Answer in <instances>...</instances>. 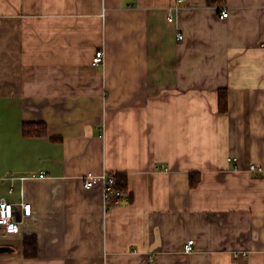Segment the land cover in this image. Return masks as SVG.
Masks as SVG:
<instances>
[{
	"label": "crops",
	"instance_id": "1",
	"mask_svg": "<svg viewBox=\"0 0 264 264\" xmlns=\"http://www.w3.org/2000/svg\"><path fill=\"white\" fill-rule=\"evenodd\" d=\"M221 4L0 0V264H264V0Z\"/></svg>",
	"mask_w": 264,
	"mask_h": 264
},
{
	"label": "built area",
	"instance_id": "2",
	"mask_svg": "<svg viewBox=\"0 0 264 264\" xmlns=\"http://www.w3.org/2000/svg\"><path fill=\"white\" fill-rule=\"evenodd\" d=\"M183 1V0H180ZM219 6V4H217ZM222 7V10L220 12V17L225 18L229 15L228 9L226 6H220ZM169 19H172L171 15L169 16ZM183 35L179 34V38H182ZM104 56L105 52L102 48H98L94 55L92 62L94 64H101L104 62ZM249 169L251 171H262L263 166L260 163L252 162L250 163ZM45 172H41L39 174L40 177L44 176ZM33 176H35L33 174ZM94 178L95 174L93 171L86 172V181L84 183L85 187L87 189H90L94 186ZM104 178V199L105 201H119L126 195V190L123 188H120L117 183V176L115 173H108ZM21 180L24 179V176H21ZM13 184H11V190L13 189ZM20 205L22 207V214L24 216L30 215L32 211V206L30 202H26L22 200L20 202ZM0 226L4 227L7 232H17L19 228V221L16 219V213H15V203L8 201L5 197L0 198ZM196 242L194 238L187 239L184 249L186 252H191L195 249ZM240 254L244 255L245 252H240ZM238 252L235 254V256L240 255Z\"/></svg>",
	"mask_w": 264,
	"mask_h": 264
},
{
	"label": "trees",
	"instance_id": "3",
	"mask_svg": "<svg viewBox=\"0 0 264 264\" xmlns=\"http://www.w3.org/2000/svg\"><path fill=\"white\" fill-rule=\"evenodd\" d=\"M223 0H210L211 3H215V4H219L218 7H220L222 4ZM220 107L222 109H225L226 107V91L222 90L220 92ZM43 123H36V122H25L23 123V126H22V132L24 135L26 136H34V135H40L43 131H40V127ZM117 183H118V186L120 188H123L125 189L127 187V178H126V175L123 174V173H118L117 174ZM197 177V174H194L192 173L191 175V185L192 186H195L198 181L196 179ZM119 178V179H118ZM119 181V182H118ZM36 240H35V237L34 236H29L27 237L26 236V239H25V244L26 246L28 247H31L33 250V253L32 254H36ZM34 247V248H33ZM26 254H27V250H26Z\"/></svg>",
	"mask_w": 264,
	"mask_h": 264
},
{
	"label": "water",
	"instance_id": "4",
	"mask_svg": "<svg viewBox=\"0 0 264 264\" xmlns=\"http://www.w3.org/2000/svg\"><path fill=\"white\" fill-rule=\"evenodd\" d=\"M5 249H8V248L6 246H0V251L5 250Z\"/></svg>",
	"mask_w": 264,
	"mask_h": 264
},
{
	"label": "bare ground",
	"instance_id": "5",
	"mask_svg": "<svg viewBox=\"0 0 264 264\" xmlns=\"http://www.w3.org/2000/svg\"><path fill=\"white\" fill-rule=\"evenodd\" d=\"M161 168V167H160ZM117 176V175H116ZM118 177V176H117ZM119 179V178H118ZM119 182V181H118Z\"/></svg>",
	"mask_w": 264,
	"mask_h": 264
}]
</instances>
